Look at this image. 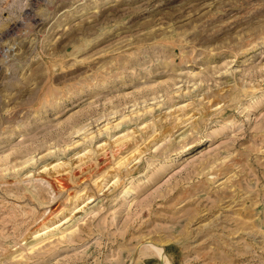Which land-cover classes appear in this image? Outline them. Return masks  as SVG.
<instances>
[{
  "label": "rangeland",
  "instance_id": "1",
  "mask_svg": "<svg viewBox=\"0 0 264 264\" xmlns=\"http://www.w3.org/2000/svg\"><path fill=\"white\" fill-rule=\"evenodd\" d=\"M0 264H264V0H0Z\"/></svg>",
  "mask_w": 264,
  "mask_h": 264
}]
</instances>
